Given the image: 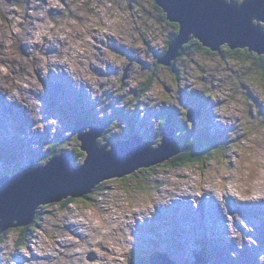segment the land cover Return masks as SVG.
<instances>
[{
	"label": "rangeland",
	"instance_id": "374dc122",
	"mask_svg": "<svg viewBox=\"0 0 264 264\" xmlns=\"http://www.w3.org/2000/svg\"><path fill=\"white\" fill-rule=\"evenodd\" d=\"M70 1L53 0L64 14L52 8L57 25L49 19V7L37 8L41 0H0V177L10 174L9 170H23L31 160L43 165L60 148L79 167L83 160L77 158L83 150L77 148L80 143L71 136V129L82 110L94 113L87 115L97 124L107 120L115 131L120 128L108 119L115 109L136 108L132 112L140 115L154 110L150 120L156 127L164 117L160 112L173 109L187 122L186 110L199 108L202 112L194 114L197 125L192 129L208 139L219 137L225 145L219 152L225 151L215 153L204 165L145 168L148 171L106 180L87 202L78 198L65 208L41 205L36 228L19 226L4 233L0 264H130L132 250L142 259L150 255L151 264H259L258 256L264 254V67L244 60L236 51L202 54L189 46L174 68L157 65L159 49L166 48L175 28L153 0H73L76 3L69 5L74 4L84 21L73 18L72 13L77 17L79 12L71 10ZM98 1L112 9L117 21L111 23L105 4L93 8L105 14V25L99 14L89 13L88 8ZM51 3L42 0L40 8ZM260 25L264 29V22ZM78 33L86 37L76 38ZM99 35L107 40L98 48L89 39ZM49 53L61 60H53ZM124 73L130 79L127 86V77L121 80ZM151 73L150 90L136 100L132 92L142 89ZM19 91L25 94L21 103L14 96ZM208 98L214 104L209 105ZM9 100L13 102L7 105ZM140 115L131 116L129 130L123 128L120 136H130L132 129L143 137L149 134L147 129L145 134L139 132L141 126L147 127ZM180 122V128H187ZM155 127L148 138L158 145ZM216 200L226 208V215H219L233 224V239L225 241L230 227L214 236L221 227ZM258 200L263 201L260 206L247 208L250 201ZM212 207L216 210L210 212ZM254 209L255 214L248 212ZM191 218L202 222L198 235L193 233ZM21 235H26L22 242ZM199 244L206 246V259L194 250ZM236 252L238 258H234ZM176 255L180 263L173 259Z\"/></svg>",
	"mask_w": 264,
	"mask_h": 264
},
{
	"label": "water",
	"instance_id": "95a60500",
	"mask_svg": "<svg viewBox=\"0 0 264 264\" xmlns=\"http://www.w3.org/2000/svg\"><path fill=\"white\" fill-rule=\"evenodd\" d=\"M156 3L166 10L167 19L178 21L180 25L166 53L157 58L161 64H170L176 58L177 49L191 38H188L190 33L211 50L228 44L232 49L248 47L264 54V29L260 25V21L264 22V0L241 3L236 0H156ZM188 117L194 121L191 111ZM105 128L106 123L93 125L84 117L76 120L72 135H77L80 148L86 153L78 168H74L68 153H61L44 166H35L31 160L24 170L0 178V234L11 227L29 225L41 205L68 197H85L105 180L149 168L181 151L173 139L174 129L167 131L166 126L158 147L135 133L128 139L100 145L98 138Z\"/></svg>",
	"mask_w": 264,
	"mask_h": 264
},
{
	"label": "clouds",
	"instance_id": "9594fccd",
	"mask_svg": "<svg viewBox=\"0 0 264 264\" xmlns=\"http://www.w3.org/2000/svg\"><path fill=\"white\" fill-rule=\"evenodd\" d=\"M25 1V0H24ZM49 1H52V3L51 4H49V5H47V6H45V8H40V4L42 3V0H41V2H40V4L38 5V7L37 8H39V9H46V8H48L49 7V13H50V16H49V19L52 21V22H54L55 24H57V25H59L60 23H59V20H58V22L57 21H55L54 20V18H53V14H52V8H57L58 10H60L61 11V15H64L63 14V10L60 8V7H58V6H54L53 5V0H49ZM64 1H67V0H64ZM141 1V0H140ZM154 1V4H155V6L156 7H158L159 9H161L164 13H165V17H166V15H167V12H166V10L162 7V6H157V3H156V0H153ZM237 1V0H236ZM243 0H238L237 2L238 3H241ZM71 2H74V4L76 3L75 1H70L69 3H67L68 4V6L71 8V10H74L73 9V5L72 6H70L69 4L71 3ZM24 3V2H23ZM105 4V9H106V6H107V4L106 3H103V2H101V1H98L96 4H94L93 6H90L88 9H89V13L90 14H92V13H97V14H99V16L101 17V20H102V16H104L105 14H101V13H99V12H97V11H94L93 10V8L95 7V6H97L98 4ZM23 8H24V12H26V7L24 6V4H23ZM136 8H137V6H136ZM147 8V6H145V9ZM132 10V9H131ZM74 11H77V12H79V15L77 16V17H75L74 15H73V13H72V16H73V18H80L81 20H85L84 19V17L82 16V14L80 13V11H78V10H74ZM106 11H111V14H109V16H108V18L110 19V21H111V23H113V22H115V21H117V17L115 18L114 17V13H113V11H112V9H110V10H107L106 9ZM133 15H134V13H132ZM116 16H119V12H116V14H115ZM110 16H112V17H110ZM113 19H115V20H113ZM166 20H167V23H168V25L169 26H172V27H174L175 28V31L173 32V34H171V36H173L172 38H170V40L168 41V44H167V46H166V48L165 47H163L164 48V50L161 52V54H159V56H157V58L158 57H160V56H162V55H164L165 53H166V51H167V48H168V45H169V43L175 38V35L177 36V34L179 33V31L177 30V28L179 27L180 28V25H179V22L178 21H170L169 19H167L166 18ZM255 21H257V20H255ZM102 23H103V25H105L106 24V20H102ZM170 23H173V24H170ZM176 23H178V26H176ZM32 25H34L33 23H32ZM79 32V31H81V29L80 30H75V32ZM121 31H123V30H121ZM125 32V31H124ZM80 34H83V35H85V37H86V34L85 33H78L77 34V36H76V38L80 35ZM194 35V34H193ZM192 35V33H190L189 34V36H188V38H190L187 42H185L184 44H182V45H180V47L177 49V56H176V58L175 59H173L172 61H171V63L170 64H161V63H159L158 61H156V64L157 65H161V66H164V67H171V66H175V63L179 60V59H181L183 56H181V50L183 49V47L185 46V45H187V46H189L188 44V42L189 41H191L192 39H196L199 43H201V45H202V42L201 41H199V39L198 38H195V37H192L193 36ZM55 37H57V36H54L53 38H50V37H47V36H45L44 38L46 39V38H50V39H54ZM120 37V36H119ZM129 37V36H128ZM128 37H127V40H128ZM44 38H43V40H44ZM117 38V37H116ZM109 39V38H108ZM118 39V38H117ZM103 40H105L104 38H102L101 40H100V35L99 36H94L93 37V39H89V41H90V43H92L93 45H96V47H98L99 45V43H101V44H103V45H105L104 44V41ZM107 40V39H106ZM105 40V41H106ZM120 40V39H119ZM103 41V42H102ZM121 41V40H120ZM123 41V40H122ZM46 42V41H45ZM45 42H44V44H45ZM107 46H109L108 44H106ZM222 46H224V48H227V46L228 47H230L228 44H222L221 46H220V49H218V50H211V48L210 47H207V46H205V45H202V47H203V49L202 50H200L198 53H206V50H208L209 52L210 51H212V54H218V53H221L222 52V49H221V47ZM110 47V46H109ZM190 47V46H189ZM99 48V47H98ZM243 48H248V47H243ZM166 49V50H165ZM237 49H240V48H237ZM237 49H232L231 51H235V50H237ZM249 49V48H248ZM228 50H230L229 48H228ZM165 51V52H164ZM194 51V50H193ZM223 51H225V50H223ZM250 51H253V50H250ZM153 52V51H152ZM164 52V53H163ZM195 52V51H194ZM254 52H256V51H254ZM122 53V52H121ZM154 53V52H153ZM163 53V54H162ZM257 53V52H256ZM101 54L102 55H105V53L104 52H101ZM124 54V53H123ZM185 54V53H184ZM183 54V55H184ZM125 55H127V54H125ZM155 55V54H154ZM259 55H264V54H259ZM49 56L51 57V58H53V60H55V61H60L61 60V58H59L58 56H57V54L56 55H53V54H50L49 53ZM129 56V55H128ZM242 56V55H241ZM243 57V56H242ZM109 60H112V59H109ZM108 60V61H109ZM107 61V62H108ZM112 61H114V62H116L115 60H112ZM118 66H119V64H117ZM96 67H98L99 66V68L101 67V68H103L101 65H99V64H97V65H95ZM95 66H93V69L95 68ZM106 66H107V64H106ZM104 69H106V67L104 68ZM119 70H120V66H119ZM94 72H95V69H94ZM106 72V71H105ZM118 73H119V71H118ZM117 73V74H118ZM134 73V72H133ZM116 74V75H117ZM152 74H154V73H151L150 75H152ZM110 76H115V75H104V76H101V77H110ZM101 77H99V78H101ZM127 77V79H126V82H125V86H127V82H130V79H128V74H126V73H124L123 75H122V77H121V80L122 81H124L125 80V78ZM153 77H154V75L148 80V81H150L151 79L153 80ZM152 80H151V82H152ZM147 81V82H148ZM151 82H150V84H151ZM94 85L96 86V84L94 83ZM144 86V85H143ZM97 87V86H96ZM98 88V87H97ZM100 90V89H99ZM133 90V89H132ZM150 90V85H149V87H147V88H144V89H136V90H134L133 92H132V94L134 95V97H136V100H139L137 97H143L144 95H146V93L148 92ZM106 92H108V91H106ZM105 92V93H106ZM104 93V94H105ZM108 93H110V92H108ZM104 94H101V95H104ZM199 96H201V95H199ZM208 100V102H209V105H212V104H214V101H212L210 98H208L207 99ZM146 107H148V106H146ZM129 109L126 111L127 112V116H128V120H130L131 119V116H134V117H137V118H139V115H140V112H132V110L133 109H136V108H131V107H128ZM138 108V107H137ZM141 108V107H140ZM142 108H144V107H142ZM215 109H216V107H215ZM118 110H123V109H118ZM85 111H87V110H85ZM85 111H83L82 110V112H81V114H83L82 116H79L78 118H80V117H84V118H86L87 120H89V121H91L92 122V124L93 125H98L97 124V122L95 123L94 121H93V117L90 115V116H88L87 117V115L86 114H84L83 112H85ZM124 111V110H123ZM124 111V112H125ZM153 111L154 110H151V111H149V112H147V113H144L145 115H140L141 116V118L143 119V120H145V122H147V125H150V126H154L153 124H156V123H153V121L152 120H150V118L151 117H153L154 115H153ZM189 111H191V116L193 117V120L194 121H191L190 119H189V117H188V114H189ZM125 112V113H126ZM150 112H152V114L150 113ZM201 112H202V110H200L199 108L196 110V109H194L193 107H191V108H188L187 110H186V112H185V116H186V118H187V122H185L184 120H181L180 118H178L177 116H176V114L173 112V111H163V112H161L162 114H164V117H163V119H162V121L163 120H167V125H166V127H167V131H169L170 130V128H172V129H174V133H175V135H174V137H173V139L174 140H176L177 142H178V144H179V146H180V149L182 150V138H186V137H188L189 136V133L187 132V129H185V128H180V126H181V122L180 121H182V123H185V124H187V127H188V129H190L189 127H194V125H197L196 123V120H195V117H196V115H194L195 113H197V116L198 115H201ZM98 113V111L96 110V114ZM90 114H94V113H90ZM96 114H95V117H97L96 116ZM77 118V119H78ZM93 118V119H92ZM167 118V119H166ZM76 119V120H77ZM97 119V118H96ZM76 120L73 122V126H74V123L76 122ZM206 120V119H205ZM130 122H131V120H130ZM100 124V123H99ZM103 124V123H102ZM152 124V125H151ZM140 125V124H139ZM161 125H162V122H159V123H157V126L160 128L161 127ZM73 126H72V128H73ZM141 126V125H140ZM193 131H194V135H190L188 138H193V139H195V140H197L198 141V143H199V145H202V144H205V142L207 141V143H206V146H205V149H207V147H210V146H212V145H214L213 143H217L218 142V145L220 146V148H222V147H224L225 145H223V143L221 142V140L219 139V137H213V138H210V139H208V138H205L204 137V135H202V134H198V131H196L197 129L195 128V129H192ZM139 132H140V134H145L147 131H146V127L145 126H141V129L139 130ZM163 132H166V129H164L163 130ZM184 132H187V136H184V135H182ZM135 132H133L130 136H128V137H124V138H120V139H128V138H130L133 134H134ZM135 135H137V136H140V137H142L141 139H143L144 140V137L142 136V135H138V133H135ZM71 136H76L77 137V135H72V129H71ZM78 139V138H77ZM120 139H116L115 141H117V140H120ZM163 139V136H160V133H159V135L157 136V140L159 141V144L158 145H161V143H162V140ZM115 141H113V142H115ZM145 141V140H144ZM77 142H79L80 143V141H79V139H78V141ZM110 142H112V141H110ZM145 142H147V141H145ZM98 143L100 144V142H99V140H98ZM107 143V142H106ZM101 145V144H100ZM104 145H105V143H104ZM158 145H154L153 144V146L154 147H158ZM78 148H80V145L78 146ZM220 148H218L217 150H215L216 149V147H213V148H211V150H207V154H209V153H211L212 151L213 152H215V153H218V154H222V152L223 151H225V149L223 148L222 149V151L221 152H219L220 151ZM81 149V148H80ZM82 150V149H81ZM181 152V151H180ZM179 152V153H180ZM60 153H62V151H60L59 153H56V155H53V156H51V157H49L50 159L52 158V157H54V156H58V154L60 155ZM64 153H67V152H64ZM85 153V152H84ZM178 153V154H179ZM69 154V153H68ZM177 155V154H176ZM215 155V154H214ZM69 156L71 157V155L69 154ZM84 156H86V153L84 154ZM206 156H208V155H206ZM171 158V157H170ZM169 158V159H170ZM50 159H48V160H45V163L43 164V165H35V166H44V165H46L47 164V162L50 160ZM84 159H85V157L83 158V161H84ZM71 160H72V157H71ZM33 161V160H32ZM83 161H82V163H81V165L83 164ZM167 161V160H166ZM34 163H35V161H33ZM165 162V161H164ZM73 164V163H72ZM74 165V164H73ZM80 165V166H81ZM27 167V166H26ZM189 167V166H188ZM74 168H78V167H75L74 166ZM150 168V167H149ZM25 169V168H24ZM23 169V170H24ZM141 169H143V168H141ZM140 170V169H139ZM19 171H22V170H19ZM19 171H17V172H19ZM138 171V170H137ZM137 171H135V172H137ZM134 172V173H135ZM16 173V172H15ZM14 173H10V174H6V175H9V176H12ZM133 174V173H132ZM6 175H3V176H1V177H4V176H6ZM0 177V178H1ZM123 178V177H122ZM112 179H115V178H112ZM108 180H110V179H108ZM106 181V180H105ZM104 182V181H103ZM102 182V183H103ZM101 183V184H102ZM100 184V185H101ZM100 185H98L95 189H98L99 187H100ZM93 193V192H92ZM91 193V194H92ZM90 194V195H91ZM69 198V197H68ZM81 198H83V197H81ZM67 199V198H66ZM78 199V198H77ZM214 199V198H213ZM65 200V199H64ZM63 201V200H62ZM61 202V201H60ZM210 201H208L207 203H209ZM57 203H59V202H57ZM207 203L205 202V204L207 205ZM51 204H53V203H50V204H47V205H51ZM47 205H44V206H47ZM53 205H56V204H53ZM210 205V204H209ZM251 206V204H249V205H247V208L248 207H250ZM200 207V204L198 205V208ZM216 207V206H215ZM215 207H212L211 208V210L213 211V208L216 210V208ZM43 208V207H42ZM210 210V209H209ZM249 213H251L250 211H248ZM36 215H37V213L35 214V217H36ZM207 217V216H206ZM205 217V218H206ZM35 219V218H34ZM33 219V220H34ZM192 219V218H191ZM206 220H209V221H211V219L209 218H207ZM219 221H221V224L223 223V225H224V223H225V218L223 217L222 219H219ZM33 222V221H32ZM32 222L29 224V225H31L32 224ZM191 223H192V230H193V232H195V234H196V232H197V229H199L200 227H203L202 226V222H193V220H191L190 221ZM213 224H216V223H213ZM29 225H27V226H29ZM195 225H197V227H195ZM218 225H219V223H218ZM27 226H25V227H27ZM217 226V225H216ZM17 228H19V226L18 227H13V228H11V230L12 229H17ZM8 230H10V229H8ZM8 230H6L5 232H7ZM10 230V231H11ZM222 230H223V228H222V226H221V229L219 228V230L217 231H214V236H216V234L218 233V232H222ZM4 232V233H5ZM209 234H210V231H209ZM197 240V239H196ZM215 240V239H214ZM21 242H22V240H21ZM207 243V242H206ZM27 245V244H26ZM209 245V244H208ZM202 246H204L205 248H206V246L205 245H202ZM182 247V246H181ZM194 250H196V249H194ZM202 250V248L201 249H199L198 250V254L201 256V257H204L203 255L206 253H204L203 254V250ZM207 250V249H206ZM193 251V250H192ZM201 251V252H200ZM211 250H210V248H209V250L207 251L208 252V254H209V252H210ZM211 254V253H210ZM150 256V255H149ZM149 256H148V258H149ZM211 258H212V256H211ZM204 259H206V257H204ZM151 260V259H150ZM150 260H148V262L151 264V261ZM258 260H259V264H264V254H260L259 256H258ZM30 262H32V260H30ZM33 264H38L37 262H33Z\"/></svg>",
	"mask_w": 264,
	"mask_h": 264
},
{
	"label": "trees",
	"instance_id": "16d2710c",
	"mask_svg": "<svg viewBox=\"0 0 264 264\" xmlns=\"http://www.w3.org/2000/svg\"><path fill=\"white\" fill-rule=\"evenodd\" d=\"M157 6H159L158 3H157ZM170 24H173V23H170ZM255 24H257V21H255ZM176 26H178V23H176ZM179 29L180 28L178 27L177 30L180 31ZM175 37H176V35H175ZM188 43H189L188 45L190 46V48L192 50H194L195 52H199L200 50L203 49L201 43H199L196 39H192ZM187 48H188L187 45H185L183 47V49L181 50V52H182L181 56H183V54L185 53ZM228 48L230 50H232L231 47H228ZM235 51L237 53H241L240 49H237ZM241 55L244 57V60H247V59L250 58L248 55H244V54H241ZM256 61L259 62L262 65V67H264V55H260V57L258 56V59ZM171 67L174 68L175 66H171ZM153 75L154 74L150 75L148 80ZM151 80L146 82L144 84V86L142 87V89L149 87ZM169 110L173 111V109H169ZM161 111H163V110H161ZM83 113H85L87 115L90 112L85 111ZM87 117H88V115H87ZM108 119L113 120V123L117 124L115 126L120 128V129H115V131L110 130V128H113L112 124L106 120L105 122L107 123V129L105 130V132L103 133V136L101 137V138H103V140L100 139L101 143H106L107 141H112L113 142L116 139L124 138L125 136H120L121 134L125 133L123 128H125L128 131L130 127L127 126V125L128 124L131 125L130 124L131 123L130 120H128L127 114L123 110L115 109L114 116L112 118H108ZM159 122H162V125H161L160 128L158 126L155 127V126L147 125L146 129L149 130V132H150L153 129V127H155V128H157V134L158 135H159V133L161 134L162 131H163V128L167 125V120H163V121L161 120ZM123 123H125V124H123ZM185 125L187 126V124H185ZM189 128L190 129H188V127L185 128V129H187V132L189 133V136L190 135H194V131L192 130V127H189ZM117 131H119V132L117 133ZM132 132H134L133 129H132ZM187 132H184L182 135L187 136L188 135ZM111 134H112V136H111ZM148 135L149 134L144 136V138H145L146 141L149 142L150 139L148 138L149 137ZM188 137L182 138L183 139L182 140V150H181V152L179 154L172 156L170 159H168L165 162H161L159 164L151 166L149 169H158V168L160 169V167H162V168H167L168 170H176V169H180V168H186L187 166H192V165H200V164L204 165L207 162V159L215 158V155H214L215 152L212 151L211 153L207 154V150H211V148H213V147H216L215 150L220 148V146L218 145V142L217 143H213L214 145H212L210 147H207V149H205L207 141L205 142V144L199 145L197 140H195L193 138H188ZM155 139H157V137L154 138V140ZM55 141H58V145H61V142H59V140L55 139ZM60 150L63 151L61 148H60ZM81 152H83V151H81ZM81 152H79L78 158H77V160H80V161H81V159L83 160L84 154H85V153H83V155H82ZM54 154L55 153L52 152L49 157L53 156ZM206 155H208V156H206ZM16 170L12 171V173H15ZM138 171H139V173H143V172L148 171V170L143 168V169H140ZM138 171H137V173H138ZM7 173H11V171L9 170ZM137 173H136V176L138 175ZM132 178L133 177H130L128 179H132ZM147 181H149L151 183L153 182L152 179H149ZM136 185H138V184H135V186ZM139 186H142V185L140 184ZM92 196H93V194L92 195L88 194L85 197H83V199H81V201L87 202V199L89 200L90 197H92ZM77 201H78L77 198L69 197V198H67V199H65V200H63V201H61L59 203H53V204H59V205H61V207L65 208V207L69 206L70 204H73V203H75ZM53 204H51V205H53ZM48 206H50V205H48ZM45 207H47V206H45ZM43 208L41 207L40 209H43ZM40 211L41 210H39L37 212V215H36L35 219L33 220L32 224L27 226V227H25V229H28L29 227L36 228V226H38V223H39L38 221L40 219V216H39V212ZM11 228H13V227H11ZM11 228H10V230H11ZM10 230H8V231H10ZM12 230H15V229H12ZM5 234H4V232L0 234V245L2 244L3 240L5 239ZM25 238H26V235L25 236L21 235V239L20 240L25 239ZM202 250H203V254H204L206 252V248L204 246H202ZM128 260H129L130 264H144L143 263L144 261H147V264H150L148 262V260H149L148 257L145 258V259H142L140 257V255H139V253L137 254V251H135V250H132L130 252Z\"/></svg>",
	"mask_w": 264,
	"mask_h": 264
},
{
	"label": "bare ground",
	"instance_id": "6f19581e",
	"mask_svg": "<svg viewBox=\"0 0 264 264\" xmlns=\"http://www.w3.org/2000/svg\"><path fill=\"white\" fill-rule=\"evenodd\" d=\"M163 50H164V48H163ZM163 50H161V49H159V53L161 54V52L163 51ZM14 56V55H13ZM11 57V56H10ZM13 59H15V58H13ZM12 59V60H13ZM17 63L20 65V67H24L23 66V63H22V61H17ZM27 63V62H26ZM16 73V72H15ZM17 74V73H16ZM33 84L32 83H30L29 82V86H32ZM1 87V86H0ZM4 89H9V87H4ZM32 92H33V90H32ZM6 95V94H5ZM14 95V94H13ZM16 98H15V100L18 102V103H21L22 101H23V99H25V94L22 92V91H19V94H16V95H14ZM13 101H11V100H9V101H7V103H6V101H5V103L8 105V104H11ZM13 106V105H12ZM14 107V106H13ZM16 109H17V107H16ZM194 109H198V108H194ZM165 110H167V109H165ZM20 112H24V110L23 111H20ZM159 115V114H158ZM106 122H104L103 124H105ZM106 125H107V123H106ZM157 130V129H156ZM152 133V130L149 132V135ZM152 135V134H151ZM150 135V136H151ZM103 136V135H102ZM101 136V137H102ZM102 139V138H101ZM144 140H145V138H144ZM146 141V140H145ZM148 142V141H147ZM104 144V143H103ZM106 144V143H105ZM229 190V189H228ZM228 192V191H227ZM229 194H231L230 192H228ZM191 195H192V193H190ZM233 195V194H232ZM227 197V196H226ZM216 199H218V198H216ZM236 200V199H235ZM219 201L220 200H216V203H217V208H218V210H216L217 211V213L219 214V213H222V214H224V215H226L225 214V211H223V210H225L226 208L225 207H223L220 203H219ZM259 201V200H258ZM227 202V201H226ZM261 202H263V201H259V202H254V201H250V204H252V205H255V206H260L261 205ZM228 203V202H227ZM199 204H201V203H197L196 205H199ZM260 204V205H259ZM228 205V204H227ZM202 206L203 207H205V205H203L202 204ZM260 210H261V208H259ZM228 210V209H227ZM230 211H232V209H230ZM255 212H256V209H254V210H252V212L251 213H253V214H255ZM228 213V212H227ZM237 213V212H236ZM231 215V214H230ZM237 215V214H236ZM225 223H227V224H220V226H222V228L223 229H227V227H230L231 229L230 230H228V232H229V234L228 235H225V241H226V239L227 238H229V239H233V233L235 232V230H234V232L232 233L231 232V230H232V228H233V224H231V222L230 221H225ZM253 224V223H252ZM240 225L242 226V223L240 222ZM88 226V225H87ZM89 227V226H88ZM77 229V228H76ZM220 229H221V227H220ZM235 229V228H234ZM223 231V230H222ZM194 234H195V232H193ZM198 232H196V235H198L197 234ZM220 232H218V234H219ZM248 233V232H247ZM85 236V235H84ZM88 236V235H87ZM240 236V235H239ZM244 237V236H243ZM207 240L208 239H206V242H207ZM245 242H247V240H246V238H245V240H244ZM231 242V241H230ZM208 243V242H207ZM210 243V242H209ZM228 245V244H227ZM228 246H230V245H228ZM189 248H187V250H188ZM244 249V248H243ZM193 250V249H192ZM191 250V251H192ZM231 251V250H230ZM193 252V251H192ZM210 252H212V251H210ZM240 254L238 253V252H236L235 254H234V258H238V256H239ZM178 257L179 256H175V257H173V259H176V261H178V263H180L179 262V260H178ZM179 259H180V257H179ZM236 260V259H235ZM181 261V260H180ZM219 261V259L218 258H216V262H218ZM205 264V263H204Z\"/></svg>",
	"mask_w": 264,
	"mask_h": 264
},
{
	"label": "flooded vegetation",
	"instance_id": "af4514ba",
	"mask_svg": "<svg viewBox=\"0 0 264 264\" xmlns=\"http://www.w3.org/2000/svg\"><path fill=\"white\" fill-rule=\"evenodd\" d=\"M222 51L225 50V51H229L231 53V50H228V47L227 48H224V46L221 47ZM240 51L241 53H236L237 56H240L241 57V54H244V55H248L250 58L249 59H252V60H257L258 59V56L260 57V55L254 51H250L248 48H240Z\"/></svg>",
	"mask_w": 264,
	"mask_h": 264
}]
</instances>
